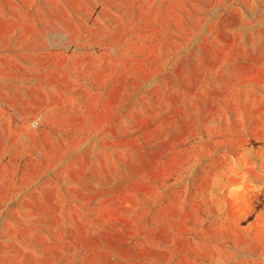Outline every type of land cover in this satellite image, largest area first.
Wrapping results in <instances>:
<instances>
[{"label": "rangeland", "instance_id": "rangeland-1", "mask_svg": "<svg viewBox=\"0 0 264 264\" xmlns=\"http://www.w3.org/2000/svg\"><path fill=\"white\" fill-rule=\"evenodd\" d=\"M0 264H264V0H0Z\"/></svg>", "mask_w": 264, "mask_h": 264}]
</instances>
